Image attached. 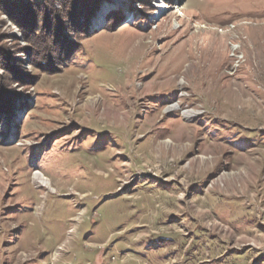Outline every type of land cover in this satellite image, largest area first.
Returning <instances> with one entry per match:
<instances>
[{
  "label": "rangeland",
  "instance_id": "obj_1",
  "mask_svg": "<svg viewBox=\"0 0 264 264\" xmlns=\"http://www.w3.org/2000/svg\"><path fill=\"white\" fill-rule=\"evenodd\" d=\"M25 2L0 0V264H264V0Z\"/></svg>",
  "mask_w": 264,
  "mask_h": 264
},
{
  "label": "bare ground",
  "instance_id": "obj_2",
  "mask_svg": "<svg viewBox=\"0 0 264 264\" xmlns=\"http://www.w3.org/2000/svg\"><path fill=\"white\" fill-rule=\"evenodd\" d=\"M156 1H158V2L155 3V6H159V5L161 6V5L165 4V2H164L165 0H156ZM178 8H180V6ZM34 178L37 180V182H39L43 185H46V186L50 185L49 179L46 178L41 172H36L34 175Z\"/></svg>",
  "mask_w": 264,
  "mask_h": 264
},
{
  "label": "trees",
  "instance_id": "obj_3",
  "mask_svg": "<svg viewBox=\"0 0 264 264\" xmlns=\"http://www.w3.org/2000/svg\"><path fill=\"white\" fill-rule=\"evenodd\" d=\"M21 1H22V5L24 6V8L30 10V3H26L25 0H21ZM24 8H21V9L24 10ZM34 38L37 41V46L42 45V43H44V41H45V37L43 35H40V34L37 35L35 33ZM41 51H43V50H41Z\"/></svg>",
  "mask_w": 264,
  "mask_h": 264
}]
</instances>
